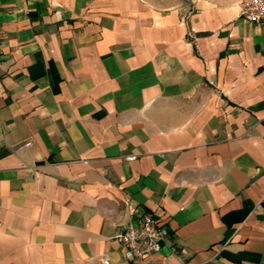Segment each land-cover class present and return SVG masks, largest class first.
I'll return each instance as SVG.
<instances>
[{
	"label": "crops",
	"instance_id": "0c3cea01",
	"mask_svg": "<svg viewBox=\"0 0 264 264\" xmlns=\"http://www.w3.org/2000/svg\"><path fill=\"white\" fill-rule=\"evenodd\" d=\"M242 1L0 0V264H136L117 236L144 212L169 237L139 264H264Z\"/></svg>",
	"mask_w": 264,
	"mask_h": 264
},
{
	"label": "built area",
	"instance_id": "2783aa9c",
	"mask_svg": "<svg viewBox=\"0 0 264 264\" xmlns=\"http://www.w3.org/2000/svg\"><path fill=\"white\" fill-rule=\"evenodd\" d=\"M240 18L248 23L264 24V0H243ZM30 145L31 141L26 143V146ZM135 158L131 155L127 159ZM168 237L166 226L154 214L144 212L140 214L137 226L130 225L118 234L117 240L123 246L125 258L139 264L147 256L158 253ZM104 264H109V261H104Z\"/></svg>",
	"mask_w": 264,
	"mask_h": 264
},
{
	"label": "rangeland",
	"instance_id": "374dc122",
	"mask_svg": "<svg viewBox=\"0 0 264 264\" xmlns=\"http://www.w3.org/2000/svg\"><path fill=\"white\" fill-rule=\"evenodd\" d=\"M148 1L155 4L156 6L167 8L171 5L178 3L180 0H148Z\"/></svg>",
	"mask_w": 264,
	"mask_h": 264
}]
</instances>
